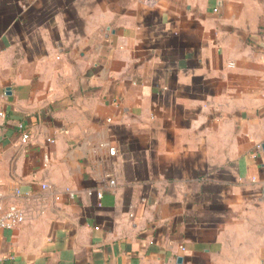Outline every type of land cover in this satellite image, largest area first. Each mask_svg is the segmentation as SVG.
I'll return each mask as SVG.
<instances>
[{
    "label": "crops",
    "instance_id": "1",
    "mask_svg": "<svg viewBox=\"0 0 264 264\" xmlns=\"http://www.w3.org/2000/svg\"><path fill=\"white\" fill-rule=\"evenodd\" d=\"M10 204L0 264H264V0H0Z\"/></svg>",
    "mask_w": 264,
    "mask_h": 264
},
{
    "label": "built area",
    "instance_id": "2",
    "mask_svg": "<svg viewBox=\"0 0 264 264\" xmlns=\"http://www.w3.org/2000/svg\"><path fill=\"white\" fill-rule=\"evenodd\" d=\"M153 1L155 0H150L151 3ZM22 138L25 141L28 140L29 133L27 131H23ZM23 220V211L16 204H10L0 215V228L13 229L21 224Z\"/></svg>",
    "mask_w": 264,
    "mask_h": 264
}]
</instances>
